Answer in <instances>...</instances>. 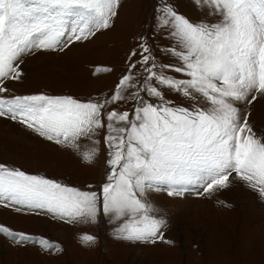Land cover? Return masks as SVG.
<instances>
[{"label":"snow or ice","instance_id":"snow-or-ice-1","mask_svg":"<svg viewBox=\"0 0 264 264\" xmlns=\"http://www.w3.org/2000/svg\"><path fill=\"white\" fill-rule=\"evenodd\" d=\"M195 2L209 6L218 21L193 24L167 3L157 9L159 26L175 42L157 47L163 55L175 57L178 66L159 63L152 49L141 44L139 60L129 63L103 100L0 96V117L18 120L57 145L77 147L79 139L107 128L109 172L102 185V207L106 215L126 217L118 239H163L165 221L151 215V205L141 199L149 190L163 187L170 196L190 188L202 190L197 194L211 193L226 187L234 173L264 197V143L237 106L255 100L253 93L264 94V0ZM118 6L119 0H0V93L7 91L6 81L19 79L16 62L23 55L88 39L111 26ZM162 90L185 97L191 106L175 104ZM126 99L136 101L131 115L109 110V105ZM94 154V149L84 152L83 159L91 161ZM100 199L96 191H81L0 164V203L16 211L42 210L69 222H95ZM0 233L19 242L32 241L7 227L0 226ZM81 239L94 242L91 235ZM35 242L58 249L46 239Z\"/></svg>","mask_w":264,"mask_h":264},{"label":"rangeland","instance_id":"rangeland-1","mask_svg":"<svg viewBox=\"0 0 264 264\" xmlns=\"http://www.w3.org/2000/svg\"><path fill=\"white\" fill-rule=\"evenodd\" d=\"M162 3L193 24H213L219 19L209 6L197 5L195 0H119L109 28L66 47L23 55L16 62L19 79L6 81L7 91L0 96L43 94L82 102L103 100L127 72L129 63L139 60L141 44L152 49L159 63L178 66L175 57L163 55L157 47L175 43L158 23L157 9ZM133 51L136 56L130 55ZM97 68L110 71L97 72ZM133 71L138 72L139 66ZM166 74L181 78L175 72ZM162 91L175 104L191 106L185 97ZM253 95L256 99L249 96L251 103L237 106L247 115L255 137L264 143V94ZM135 106V100L126 99L108 108L131 115ZM107 135L105 127L90 139H79L77 147L57 145L18 120L0 117V164L81 191H96L101 197L95 222H69L46 211H16L0 203V226L32 238L31 242H19L0 233V264H264V197L234 173L226 187L211 193L197 194L202 190L190 188L183 195L170 196L163 187L147 191L141 199L151 205V215L165 221L163 239H118L126 217L106 215L102 207V185L109 172ZM93 149V159L85 161L83 153ZM84 235L93 236L94 242H82ZM39 239L55 243L58 249L41 247L35 242Z\"/></svg>","mask_w":264,"mask_h":264}]
</instances>
